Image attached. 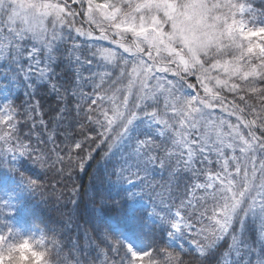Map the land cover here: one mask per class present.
Returning <instances> with one entry per match:
<instances>
[{
	"label": "snow or ice",
	"instance_id": "6c2138e0",
	"mask_svg": "<svg viewBox=\"0 0 264 264\" xmlns=\"http://www.w3.org/2000/svg\"><path fill=\"white\" fill-rule=\"evenodd\" d=\"M255 4L0 0V59L12 80L23 76L31 97L22 112L11 97L0 104L4 165L16 171L15 162L23 157L46 162L31 142L36 115L47 131L35 99L37 85L45 84L63 105L48 139L55 143L57 128L71 116L81 138L72 140L66 157L71 161L73 149L80 150L81 170L93 159L92 150L103 145L105 158L123 150L113 165L116 182L132 184L135 177L143 185L157 168L168 173L167 199L158 194L159 203L153 202L140 222L158 237L153 246L137 250L123 233L104 232L96 246L101 264H187L169 247L189 235L193 251L203 257L199 264L219 255L227 235L234 241L243 236L240 243L255 251L247 245L248 234H264V6ZM56 162L64 163L59 152ZM24 181L32 190L40 186L39 179ZM128 195L134 199L141 192ZM15 210L10 198L0 197V221ZM18 236L19 230L5 223L0 264H59L54 250L61 242L55 235L49 239L42 231L35 241L39 251L32 239L16 242ZM106 243L107 251L100 246ZM258 244L257 264H264V239ZM187 251L181 246L180 252ZM234 251L239 256V246Z\"/></svg>",
	"mask_w": 264,
	"mask_h": 264
},
{
	"label": "trees",
	"instance_id": "16d2710c",
	"mask_svg": "<svg viewBox=\"0 0 264 264\" xmlns=\"http://www.w3.org/2000/svg\"><path fill=\"white\" fill-rule=\"evenodd\" d=\"M258 7L264 6V0H257ZM73 8L78 6L73 4ZM83 21L85 18H77ZM77 26H81L78 24ZM87 28L88 25L84 24ZM75 35V34H73ZM83 39V38H79ZM71 44V41H69ZM60 71V68H57ZM9 74V76L6 74ZM11 71L8 65L0 59V85L7 84L13 92V98L17 111L22 112L26 101H31V97L26 93L30 89L26 86L23 76L12 80ZM87 76V73H84ZM38 95L35 99L40 101L39 113L43 114V119L47 125V131L39 124V115H36V127L32 130L31 142L36 144L40 151L45 153V161L41 164L31 162L27 157H23L15 162L16 171L6 167L3 161L5 156H0V174H8L12 178V189L15 192V213L10 214L0 221V231L5 229V223L17 228L20 221L32 223L43 232L49 239L52 235L61 242L58 249L59 255L56 257L59 264H101L104 257L97 259L100 244V237L104 232L119 235L114 229L112 220H123L129 217V203L127 182H116L113 178V165L122 155L123 151L116 150L110 157L105 158L107 151L103 145L92 150L93 159L89 160L83 170L76 166V153L80 150L73 149V159L69 161L66 153L72 140L80 139L81 129L76 125L71 116L57 128L53 139L55 143L48 139V132L52 130L54 124L53 117L57 115V110L63 105L58 102L56 96L48 91L45 84H38ZM85 92L89 88L84 89ZM69 101L73 98L69 97ZM74 115V114H73ZM31 122H29V125ZM25 133L29 132V127H24ZM95 136V133H90ZM39 136V142H37ZM67 137V139H66ZM47 141L45 144L44 142ZM28 143L29 141H25ZM87 151V149H85ZM59 156L64 158V163H53ZM39 154V153H37ZM50 154V155H49ZM81 155L83 153H80ZM143 173L141 176L143 177ZM32 177L40 180V186L34 190L29 189L24 181V177ZM135 177H133L134 179ZM168 173L157 168L151 176L147 177L146 183L139 187L143 188V195L151 206L153 202L159 203L158 194H162L167 199V191L164 185L168 181ZM118 201L116 204L114 202ZM148 208L141 207L139 214L146 217ZM257 232H250L247 236V245L255 249L249 253L248 247L240 243L244 240L239 236L238 240H233L231 235L225 236L219 242V255L213 257L209 264H215L220 260V264H233L239 261L240 264H257L259 246L256 241ZM146 249L153 246V242L158 237L147 231L142 233ZM186 238L192 240L189 235ZM167 240V236L164 237ZM105 251L108 244L100 245ZM239 246V256L234 251ZM49 248L52 245L48 244ZM187 252H180V247L171 246L169 251L175 255L180 254L181 259L187 264H199L203 259L192 247L186 248ZM227 254V261L223 259ZM111 259H118L115 254H109ZM122 255V253H121Z\"/></svg>",
	"mask_w": 264,
	"mask_h": 264
},
{
	"label": "rangeland",
	"instance_id": "374dc122",
	"mask_svg": "<svg viewBox=\"0 0 264 264\" xmlns=\"http://www.w3.org/2000/svg\"><path fill=\"white\" fill-rule=\"evenodd\" d=\"M254 6L260 8L256 4ZM3 43L4 41L0 39V46H2ZM104 43L105 45L108 44V42H104ZM112 47H116V46L112 45ZM12 96H13V92L11 91V89H9V86L7 84L0 85V104H3L5 102L4 97H12ZM232 119L233 121L235 120L234 117ZM119 151L121 152L123 150L119 149ZM133 180L134 182L132 184L126 183V187L128 188V194L131 192L139 191L141 192V196L136 197L134 199L130 198L129 217L127 219L112 220V224L115 230L118 232V234L120 235L121 233H123V238L127 239L130 243H132L137 250H146V245L143 241V236H142V233L145 230H143L140 227V222H142V220L147 216L146 217L141 216L139 214V209L141 207H144V208H148L149 210L151 206L149 205L148 201L143 195L142 192L143 188L139 187V181L136 180L135 178ZM10 181L12 182V178L9 177L8 174H0V197H3L5 199L10 198L15 206V192L12 189V184L10 185L11 183ZM16 226L20 232V235L23 236H32V237H37L39 239V236L42 232L41 228L29 222L20 221V223L17 224ZM238 237L239 236H237V238ZM262 239H264V234H260L259 232H257L256 235L257 246H259L258 242ZM173 246H178L180 248L182 246L184 249L189 247L194 248V245L191 243V239L188 238L175 241Z\"/></svg>",
	"mask_w": 264,
	"mask_h": 264
},
{
	"label": "clouds",
	"instance_id": "9594fccd",
	"mask_svg": "<svg viewBox=\"0 0 264 264\" xmlns=\"http://www.w3.org/2000/svg\"><path fill=\"white\" fill-rule=\"evenodd\" d=\"M22 239H32L34 244H35V241L38 240L37 237L20 235V236H18V237L16 238V242H19V241L22 240ZM35 247H36V249H37L38 251H39V250H43L39 244H35Z\"/></svg>",
	"mask_w": 264,
	"mask_h": 264
}]
</instances>
